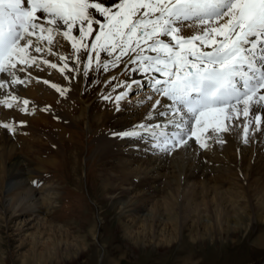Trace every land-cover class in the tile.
Masks as SVG:
<instances>
[{
	"label": "snow or ice",
	"instance_id": "6c2138e0",
	"mask_svg": "<svg viewBox=\"0 0 264 264\" xmlns=\"http://www.w3.org/2000/svg\"><path fill=\"white\" fill-rule=\"evenodd\" d=\"M185 29L192 34L183 35ZM56 36L72 42L77 63L82 51L86 55L85 76L93 60L108 71L109 63L116 67L127 56L133 71L150 77L148 86L160 99L145 118L156 122H138L117 134L121 138L147 133L155 148L168 151L193 139L201 148L207 139L223 144L217 133L230 131L235 121L243 125L244 143L250 129L264 133V0H0V80L23 83L17 73L39 66L32 52L55 54ZM101 52L111 62H102ZM124 87L117 102L133 91L132 84ZM0 127L16 130L8 123Z\"/></svg>",
	"mask_w": 264,
	"mask_h": 264
},
{
	"label": "bare ground",
	"instance_id": "6f19581e",
	"mask_svg": "<svg viewBox=\"0 0 264 264\" xmlns=\"http://www.w3.org/2000/svg\"><path fill=\"white\" fill-rule=\"evenodd\" d=\"M86 42L90 44L91 38ZM73 51L70 40L56 36L52 45L55 54L32 52L38 58L39 66L33 64L17 73L23 83L11 85V77L0 80L9 94L5 93L7 97L0 101L7 100L12 104L8 107L0 103V124L8 123L16 129L10 132L0 127V213H10L13 217L16 213H33L35 217L39 216L37 224L41 230L54 232L53 238L61 232L58 224L46 220L54 187L45 176L36 177L59 164L58 142L65 136L67 114L76 110V88L81 83L80 72L87 59L82 51L77 63ZM103 54L100 53V60ZM61 55L67 59L61 60ZM125 58L116 67L109 63L108 70L115 77V86L123 91L127 90L125 84L134 85L133 81L140 82L145 76L140 71H133L135 67L125 68ZM44 60L56 64L57 68L44 64ZM65 63L68 67L61 73ZM90 68L97 70L93 65ZM89 82L90 79H84L82 84L86 88ZM52 84L62 89L63 94ZM101 89L98 87L95 93ZM88 91L91 94V90ZM13 95L18 97L16 101H12ZM156 99L160 97H154L142 112L112 117L111 125L107 126L109 133H100L96 140V152L102 157L99 170L102 182L110 191L109 198L117 202L121 216L125 217L126 220L121 222L130 238L145 241L149 236H160L167 241L174 234L176 225L184 227L189 222L201 225L204 230L219 232L233 222L241 224L243 214L248 216L252 212L251 205L254 214L260 218L257 220L263 222L264 165L261 162H264V133L250 129L248 143H244L243 125L235 121L230 131L217 133L225 141L223 144L214 138L207 139L208 147L201 148L198 143L192 144V140L187 145L174 146L176 148L168 151L155 148L153 145L157 141L147 133L142 139L117 135L138 122L155 123V120H147L145 113ZM24 100L29 103L24 105ZM69 101L73 106L68 104ZM22 108H27V111H22ZM84 111L91 115L90 109L82 108ZM208 135L212 133L209 131ZM151 147H154L152 151L159 153L141 154ZM211 147L214 148L210 160L204 152L209 150L210 153ZM228 149L234 156H229V161L223 157ZM235 157L245 160L248 168L252 163H259L256 168L259 176L249 181V185L244 178L247 171L240 173L234 164L238 161ZM36 193L39 195L36 196ZM66 234H69L68 231ZM52 237L44 241L47 258L55 245Z\"/></svg>",
	"mask_w": 264,
	"mask_h": 264
},
{
	"label": "rangeland",
	"instance_id": "374dc122",
	"mask_svg": "<svg viewBox=\"0 0 264 264\" xmlns=\"http://www.w3.org/2000/svg\"><path fill=\"white\" fill-rule=\"evenodd\" d=\"M182 34L190 36L192 31L185 29ZM101 58L102 62L113 59L106 53ZM124 60L125 68L136 67L127 63V56ZM91 65L96 66L95 60ZM80 74L81 85L76 88L74 99L76 110L67 114L65 136L58 142L59 164L36 177L45 176L53 184L46 220L58 224L61 232L53 238L54 232L41 230L37 224L39 216L35 217L33 213H16L13 217L1 211L0 264H264V221L257 220L260 218L254 214L253 205L248 216L242 215L241 224L233 222L219 232L204 230L201 225L189 222L184 227L176 225L174 234L167 241L160 236H149L145 241L130 238L121 222L126 219L121 216L117 202L109 198L110 191L102 182L99 171L102 157L96 152V140L100 133H109L107 126L111 125L112 117L142 112L158 96L153 91L148 93L146 87L143 88L146 93L141 92L139 87L117 102L115 97L125 91L115 86L114 75L109 71L93 70L89 66L85 76L83 66ZM84 79L91 81L86 85L91 94L82 84ZM98 87L102 89L95 93ZM5 93L9 95L0 88V100L7 97ZM106 96L110 99H105ZM149 96L152 99L143 105L138 103ZM68 104L73 106L71 101ZM82 108L90 109L92 116L83 113ZM191 143L197 144L194 139ZM152 148L141 154L159 153ZM213 148L210 153L209 150L203 153L210 160ZM231 153L227 151L224 159L229 161V156L234 157ZM140 156L144 158V155ZM194 156L196 158V153ZM234 159L238 160L233 163L240 173L247 171L244 173L247 185L259 176V170H256L259 163H252L253 166L248 168L245 160ZM51 237L55 245L47 258L43 246Z\"/></svg>",
	"mask_w": 264,
	"mask_h": 264
}]
</instances>
